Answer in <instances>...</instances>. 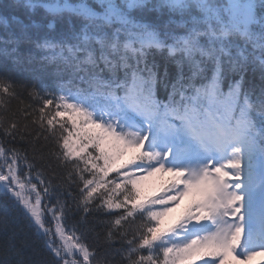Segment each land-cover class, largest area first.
<instances>
[{
  "label": "snow or ice",
  "instance_id": "6c2138e0",
  "mask_svg": "<svg viewBox=\"0 0 264 264\" xmlns=\"http://www.w3.org/2000/svg\"><path fill=\"white\" fill-rule=\"evenodd\" d=\"M0 264H264V0H0Z\"/></svg>",
  "mask_w": 264,
  "mask_h": 264
},
{
  "label": "rangeland",
  "instance_id": "374dc122",
  "mask_svg": "<svg viewBox=\"0 0 264 264\" xmlns=\"http://www.w3.org/2000/svg\"><path fill=\"white\" fill-rule=\"evenodd\" d=\"M178 214H179V209L176 210V215H178Z\"/></svg>",
  "mask_w": 264,
  "mask_h": 264
},
{
  "label": "trees",
  "instance_id": "16d2710c",
  "mask_svg": "<svg viewBox=\"0 0 264 264\" xmlns=\"http://www.w3.org/2000/svg\"><path fill=\"white\" fill-rule=\"evenodd\" d=\"M24 103H27V101L25 100ZM15 106V105H14Z\"/></svg>",
  "mask_w": 264,
  "mask_h": 264
}]
</instances>
